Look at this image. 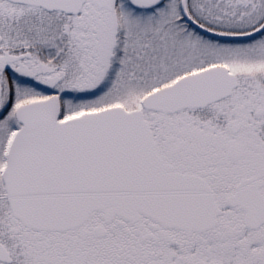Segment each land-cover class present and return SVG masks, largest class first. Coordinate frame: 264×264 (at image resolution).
<instances>
[{
    "label": "snow or ice",
    "instance_id": "obj_1",
    "mask_svg": "<svg viewBox=\"0 0 264 264\" xmlns=\"http://www.w3.org/2000/svg\"><path fill=\"white\" fill-rule=\"evenodd\" d=\"M0 264H264V0H0Z\"/></svg>",
    "mask_w": 264,
    "mask_h": 264
}]
</instances>
